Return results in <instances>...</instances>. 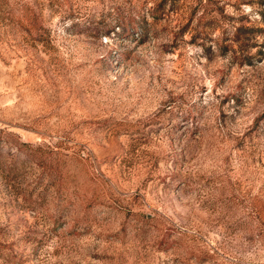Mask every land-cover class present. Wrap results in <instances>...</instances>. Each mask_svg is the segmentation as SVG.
I'll list each match as a JSON object with an SVG mask.
<instances>
[{"label":"rangeland","instance_id":"rangeland-1","mask_svg":"<svg viewBox=\"0 0 264 264\" xmlns=\"http://www.w3.org/2000/svg\"><path fill=\"white\" fill-rule=\"evenodd\" d=\"M0 264H264V0H0Z\"/></svg>","mask_w":264,"mask_h":264}]
</instances>
